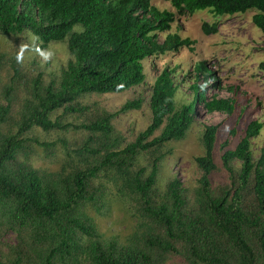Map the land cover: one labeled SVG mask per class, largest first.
<instances>
[{
    "label": "trees",
    "instance_id": "1",
    "mask_svg": "<svg viewBox=\"0 0 264 264\" xmlns=\"http://www.w3.org/2000/svg\"><path fill=\"white\" fill-rule=\"evenodd\" d=\"M162 1L177 15L158 9L152 0H0V35L30 34L37 51L52 42L65 43L71 56L58 81L43 85L37 76L13 134L6 129L12 102L5 98L6 104H0V264H169L173 259L181 264H264V148L258 158L251 149L263 124L251 121L233 150H225L228 140L220 144L226 183H211L218 169L219 125H206L203 154L194 158L200 171L196 187L189 191L174 178L163 191L157 189L165 157L161 150L185 138L197 108L228 116L235 110L231 99L206 97L209 79L212 88L220 87L215 72L207 73L208 63L195 65L202 83L192 84L194 99L181 106L176 102L177 69L164 68L152 86L151 123L125 146L113 121L139 110L141 100L113 112L95 101L84 102L141 85L145 59L191 48L194 41L169 33L177 16L205 9L214 15L255 11L252 23L264 35V0ZM202 31L217 33V26L204 23ZM67 116L73 120L67 122ZM34 129L82 133L73 143L62 140L64 161L57 172L37 169L27 160L31 144L45 151L56 145L32 137ZM144 153L149 164L137 167ZM108 183L127 198L135 216V230L124 241L104 238L89 214L98 210ZM9 233L15 242L6 238Z\"/></svg>",
    "mask_w": 264,
    "mask_h": 264
},
{
    "label": "rangeland",
    "instance_id": "2",
    "mask_svg": "<svg viewBox=\"0 0 264 264\" xmlns=\"http://www.w3.org/2000/svg\"><path fill=\"white\" fill-rule=\"evenodd\" d=\"M160 10H167L177 15V11L162 0H152ZM255 11L236 13L233 15H214L209 9L197 10L193 15L177 16L169 33L188 38L193 42L191 48H184L177 54L168 53L143 61L144 82L126 92L119 94L93 95L85 99V103L95 101L100 107L113 112L128 101L141 100L139 110L120 114L113 125L122 135L125 146L132 142L137 134L151 123L149 100L156 77L164 68H176L175 83L178 87L176 102L178 106L192 102L194 94L193 83H202L197 78L194 67L199 62L208 63L207 73L215 72L220 81L219 89L211 87L209 79L205 89L208 99L213 96L221 99H231L235 102V110L231 116L223 113H206L202 106L197 108V115L185 138L164 145L161 152L165 157L160 165L157 189L163 191L166 183L174 178L179 179L184 188L192 191L200 177V171L194 158L203 154L201 144L202 131L206 125H219L217 142L214 150V161L218 169L211 175L213 186L226 183V174L221 169L220 144L228 140L225 150H233L245 135L247 125L256 120L263 124L260 134L251 140V149L255 158L264 148V35L253 25L252 16ZM216 25L217 33L205 34L202 25ZM80 29L75 26L74 30ZM165 34H160L162 41ZM36 41L30 34L24 36L0 35V104H6L8 98L12 102L13 115L6 129L15 133L20 119L21 106L30 98L33 84L41 74V84L46 85L51 80L58 81L63 67L71 58L65 43L52 42L43 51H37ZM8 93L5 95V91ZM72 121L71 116L65 118ZM234 130V136L230 132ZM157 131L154 136H158ZM82 133L69 131L66 133H45L39 129L32 131V137L39 142L55 143L49 150H42L31 144V151L26 155L33 167L46 172H57L63 164L64 152L61 149L62 140L73 143ZM148 153L140 155L137 167L148 166ZM105 197L98 210L94 207L89 212L98 231L104 238L117 237L124 241L135 230L136 220L132 206L126 197L120 196L117 187L108 183L105 186ZM15 242L14 233L6 237ZM169 264H181L179 259H173Z\"/></svg>",
    "mask_w": 264,
    "mask_h": 264
}]
</instances>
